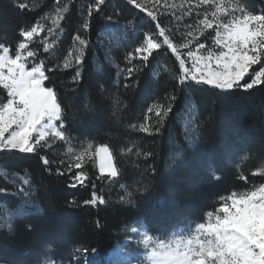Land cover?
I'll return each mask as SVG.
<instances>
[{
    "label": "snow or ice",
    "instance_id": "6c2138e0",
    "mask_svg": "<svg viewBox=\"0 0 264 264\" xmlns=\"http://www.w3.org/2000/svg\"><path fill=\"white\" fill-rule=\"evenodd\" d=\"M127 3L150 22L143 31L137 29L132 19L124 23L116 19L119 10L107 14L108 0H88L72 44L60 60L41 58V51L52 55L65 31L62 22L75 0H54L51 11L19 30L15 44L0 41V153L34 155L49 176L65 178L74 189L90 186V198L82 201L84 206L108 203L103 185L118 182L122 176L120 162L126 159L128 165L139 170L143 161L156 156L138 138L114 150L108 144H97L87 132L74 134L75 114H69L53 76L68 72L73 85L69 91L77 93L94 18L108 22L98 33L99 40L114 34L117 44L121 39L127 40L131 49L123 55V67L115 63L112 55L105 56L110 64H115L117 75L122 78L115 92L100 85L103 98L110 101L111 114L118 121L128 108L126 93L139 86L144 69L162 54H171L175 59L173 91L162 101L149 105L140 122L129 123L128 133L162 135L181 88L207 86L220 94L251 96L253 90L264 87V8L253 10L248 0H127ZM16 6L29 9L27 3ZM36 42L39 47L32 46ZM164 67L167 70V65ZM89 103L86 100L84 106L87 108ZM193 103L189 97L184 109V135L189 143L199 139L200 123ZM57 147L63 152L59 158L55 153L50 158L49 152ZM250 151L255 150L245 149L237 155V166L250 159ZM182 159L183 150L175 148L169 167H175ZM90 163L98 166L99 174L95 177L87 170ZM145 173L142 181L119 184L122 190L119 203L133 207L139 197L151 191L159 172L153 163H148L142 175ZM209 176L213 182L223 178L215 168L209 169ZM251 176L260 177L259 182L237 171L236 179L245 186L219 194L212 201L213 206L202 210L198 217H178L166 234L152 233L147 224L137 220L139 226L131 227V233L137 237L135 255L126 250L128 245L117 243L109 264H133L134 259L136 264H264V158ZM0 179L12 180L15 188L12 192L0 187V193L17 199L15 205H3L0 213V230L12 232L14 221L23 218L30 209L43 211L38 193L44 185L35 182L28 172L18 176L4 172ZM68 203L80 206L76 200ZM94 224L98 229L102 227L99 219ZM26 230L31 231V225ZM132 238L129 235L126 239ZM97 251L96 247L73 246L71 255L65 259L57 257L46 243L42 249L43 264H94L92 254ZM49 253L52 258H48Z\"/></svg>",
    "mask_w": 264,
    "mask_h": 264
},
{
    "label": "trees",
    "instance_id": "16d2710c",
    "mask_svg": "<svg viewBox=\"0 0 264 264\" xmlns=\"http://www.w3.org/2000/svg\"><path fill=\"white\" fill-rule=\"evenodd\" d=\"M254 9L264 8V0H248ZM29 4V9L21 10L16 5ZM88 0H75L66 21L62 22L65 31L61 35L52 55L41 51V58L60 60L71 46L74 33L82 22L81 12ZM35 5V7H33ZM54 0H0V41L7 40L15 44L19 40V30L34 23L40 16L52 10ZM119 10L116 17L121 23L132 19L137 29L143 31L148 19L127 3V0H108L106 13ZM108 22L103 19L93 20L88 33L91 38L87 50L83 79L77 93L69 91L71 75L58 72L53 76L55 86L61 93V99L68 106L69 114H75L77 124L74 134L83 132L97 144H108L118 150L129 144L132 139H139L142 144L155 151L156 156L143 161L137 170L120 162L122 176L117 183L103 185L108 203L101 206H84L82 201L90 198L91 188L68 186L65 178L49 176L38 158L31 154L0 153V174H31L33 180L43 184L39 191V205L43 209L32 208L27 214L14 221V230H0V263L2 264H42L45 258L42 249L46 243L51 245L57 257L67 259L73 246L96 247L93 253L94 264H108L110 252L117 243L124 244L126 237L136 221L148 225L152 233L166 234L172 222L178 217H198L202 210H209L212 201L233 187H243L244 182L236 179L237 171L259 182L260 177H252L251 172L261 164L264 158V87L253 90L251 96L239 93L226 95L207 86L191 85L177 91L173 113L169 115L162 135L145 136L128 133L127 125L142 120L146 108L157 100H163L173 91L172 79L176 64L171 54L160 55L145 68L139 76V86L126 93L128 108L119 121L112 116L110 101L103 98L100 91L103 84L110 92H115L122 84L117 75L115 64H110L106 53L115 57V63L124 66L123 55L131 50L128 41L121 39L116 43L114 34H107L99 40L98 33L105 29ZM130 39V38H129ZM39 47L38 42L32 45ZM134 46V45H133ZM135 63V62H134ZM167 65V70L165 69ZM102 70L98 71V69ZM120 93H124L122 87ZM191 97L196 110L198 142L189 143L184 135V116L188 98ZM91 101L86 108L85 102ZM128 137L127 139L125 137ZM175 148L183 150V159L175 167H169L170 156ZM245 149H254L248 154L250 159L237 166L236 157ZM62 148L49 152L57 158ZM153 163L159 175L154 178L151 191L139 197L133 207L123 206L118 201L122 194L120 183L126 185L142 181L143 168ZM56 165H53V169ZM215 168L222 175L219 182H213L209 169ZM88 172L95 177L99 174L98 166L90 163ZM98 186L100 182L98 181ZM0 187L14 192L12 180L0 179ZM76 200L80 206L68 202ZM17 199L8 193H0V213L2 206L15 205ZM99 219L102 227L97 228L94 221ZM32 230L28 231L27 226ZM52 258V253L48 254Z\"/></svg>",
    "mask_w": 264,
    "mask_h": 264
},
{
    "label": "rangeland",
    "instance_id": "374dc122",
    "mask_svg": "<svg viewBox=\"0 0 264 264\" xmlns=\"http://www.w3.org/2000/svg\"><path fill=\"white\" fill-rule=\"evenodd\" d=\"M250 5H251V7H252V9L253 10H256V9H254L255 7H254V5L251 3V2H248ZM59 149H61L60 147H57V148H55V150H59ZM62 152H63V149H62ZM61 152V153H62ZM138 227L139 225H133L132 227ZM129 235H132L133 236V238H132V240H125V242H124V244H126V245H128V247H127V251H129V252H131V253H133V255H135V252H136V245H135V240L137 239V237H135L132 233H131V229H130V231H129V234H128V236ZM127 236V237H128ZM126 237V238H127ZM93 256H94V254H92V259H93ZM110 256H111V252H110V255H109V259H108V264H109V262H110ZM0 264H2V263H0ZM43 264V263H42ZM133 264H136V260L134 259L133 260Z\"/></svg>",
    "mask_w": 264,
    "mask_h": 264
}]
</instances>
